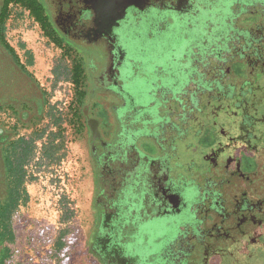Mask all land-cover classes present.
<instances>
[{
  "label": "flooded vegetation",
  "instance_id": "1",
  "mask_svg": "<svg viewBox=\"0 0 264 264\" xmlns=\"http://www.w3.org/2000/svg\"><path fill=\"white\" fill-rule=\"evenodd\" d=\"M6 1L0 0V224L17 186L14 144L33 140L39 166L44 147L51 143L57 154L67 142L59 119L49 130L20 134L49 112L44 90L2 31ZM35 1L45 28L75 54L87 80L68 120L87 142L92 176L83 262L245 264L249 252L251 264H264V17L250 25L246 0H235L230 14L226 0ZM214 11L222 21L215 31L200 21ZM150 16L163 30L169 20L201 26L193 54L175 59L171 73L160 70L159 86L139 90L134 82H147L148 75L124 44L126 26ZM158 222L169 233L148 253L152 239L138 238Z\"/></svg>",
  "mask_w": 264,
  "mask_h": 264
},
{
  "label": "rangeland",
  "instance_id": "2",
  "mask_svg": "<svg viewBox=\"0 0 264 264\" xmlns=\"http://www.w3.org/2000/svg\"><path fill=\"white\" fill-rule=\"evenodd\" d=\"M222 3L230 14L236 2L226 0ZM246 4L251 8H246L249 24L256 23L259 19L262 22L264 0H246ZM4 6L5 3L1 11H4ZM9 12L5 23L6 39L44 90L47 98L46 111L49 112L37 126H31L28 131L21 129L20 134L29 135L38 126L42 129L48 126L49 130L54 120L59 119L66 129L67 142L61 145L54 160L40 156L38 166L35 155L28 159L25 167L27 178L21 188L23 193L9 214L14 241L5 240L3 243L8 251L6 264H85L80 251L82 240L91 225L89 211L93 192L92 176L87 142L79 137L76 128L68 120L73 113L71 107L77 106V90H86L87 80L86 84L82 80L79 87L74 83L72 70L75 54L65 51L63 46L56 43L31 16L27 7L11 4ZM217 15H220L218 11H214L211 19L202 15L201 24L208 20L209 26L215 31V27L222 22ZM153 19L150 16L143 24L129 22L126 26L124 44L131 56H135L134 62L140 65L141 73L148 75L147 82H134V89H154L162 82L158 75L160 70L164 74L175 71V59L181 61L189 52L193 54L190 46L193 44L196 28L201 26L198 27L197 22L190 19L175 20L172 25L169 20L165 21L163 30L162 27L158 28L162 22L157 24ZM176 73H173L175 79ZM185 80L186 77H183L181 84ZM3 121L4 117L0 114V125L4 124ZM261 127L264 128V121ZM260 139L264 142V136ZM145 143L146 146L149 144ZM0 232L4 233L2 225ZM147 233L144 240L138 238V241L147 244V238H151L153 243L147 244V251L150 253L155 242L166 238L169 231L163 222H158L147 228ZM165 240L169 241V238ZM258 243L250 240V245L257 247ZM60 244L61 250L58 248ZM169 248L171 243L168 242L161 246L164 257Z\"/></svg>",
  "mask_w": 264,
  "mask_h": 264
},
{
  "label": "trees",
  "instance_id": "3",
  "mask_svg": "<svg viewBox=\"0 0 264 264\" xmlns=\"http://www.w3.org/2000/svg\"><path fill=\"white\" fill-rule=\"evenodd\" d=\"M11 4H15V5L20 4V5H24L25 7H27L31 13V16L41 25V27L47 32V34L54 40L52 31L45 28V25H47L46 23L47 17L43 16L44 12L41 8H38L39 6L35 0H7L5 2L6 12L2 16L3 20L1 23L2 31L4 32V34H5V23L7 19L9 18V14H10L9 6ZM58 44L60 46L63 45L61 42ZM74 71L75 72L77 71V73H79L77 77L74 76L75 74L73 75ZM81 73L82 71L80 69V65L77 63H74V67L72 70V77L74 78L73 79L74 83H76L78 87L81 85V83H83L82 78H81ZM13 149H14L13 153L15 154V156L13 157V160L10 161V168L12 171V175L14 176L15 181L17 183V186L11 193V202L8 208L4 210V213L1 217L2 219H1L0 225H2V227L4 228V233L1 237L2 244L4 243L5 240H8L10 242L14 241L13 231L11 228V224L9 222V214L16 207L23 193L21 188L27 178L25 167H26V164L28 163V159L34 155L33 140L31 139H29V141L20 140L14 144ZM56 151H57L56 147H54L50 143L48 146L44 147L45 155L43 156V158L48 159V160H54L56 158ZM61 247H62V244L58 246L59 250L62 249ZM7 253L8 251L4 247L3 252L0 254V264H6ZM63 253L65 254V250L63 251ZM244 254L246 256V260H250V262L245 263V264H251V262L253 261L251 259H254L253 255L249 252H246Z\"/></svg>",
  "mask_w": 264,
  "mask_h": 264
},
{
  "label": "water",
  "instance_id": "4",
  "mask_svg": "<svg viewBox=\"0 0 264 264\" xmlns=\"http://www.w3.org/2000/svg\"><path fill=\"white\" fill-rule=\"evenodd\" d=\"M122 17H123V15H122Z\"/></svg>",
  "mask_w": 264,
  "mask_h": 264
}]
</instances>
